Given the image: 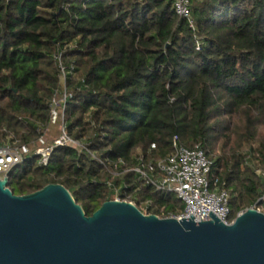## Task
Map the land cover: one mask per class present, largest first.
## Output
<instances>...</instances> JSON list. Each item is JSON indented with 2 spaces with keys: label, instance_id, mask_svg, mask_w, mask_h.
I'll use <instances>...</instances> for the list:
<instances>
[{
  "label": "trees",
  "instance_id": "16d2710c",
  "mask_svg": "<svg viewBox=\"0 0 264 264\" xmlns=\"http://www.w3.org/2000/svg\"><path fill=\"white\" fill-rule=\"evenodd\" d=\"M190 2L195 31L171 0H0V147L30 150L9 173L15 195L60 184L92 216L113 200L112 183L147 215L177 217L181 200L126 172L140 156L166 158L177 137L213 161L231 220L257 202L264 0ZM65 92L67 133L86 149L54 147L40 165Z\"/></svg>",
  "mask_w": 264,
  "mask_h": 264
},
{
  "label": "water",
  "instance_id": "95a60500",
  "mask_svg": "<svg viewBox=\"0 0 264 264\" xmlns=\"http://www.w3.org/2000/svg\"><path fill=\"white\" fill-rule=\"evenodd\" d=\"M6 177L0 264H264V213L255 209L226 225L213 212L206 222L178 220L111 200L87 216L63 185L17 196Z\"/></svg>",
  "mask_w": 264,
  "mask_h": 264
},
{
  "label": "built area",
  "instance_id": "2783aa9c",
  "mask_svg": "<svg viewBox=\"0 0 264 264\" xmlns=\"http://www.w3.org/2000/svg\"><path fill=\"white\" fill-rule=\"evenodd\" d=\"M171 1L177 16L186 20L189 28L195 31L196 25L190 0ZM66 99L67 93L65 92L61 97L58 96L53 100L51 122L55 124L59 119L62 122V132L60 137L54 141L53 146L46 145L44 138L40 139L36 149V155L40 157V165L48 164L54 147L80 151L86 149L83 144L73 140L67 133L65 124ZM29 151L27 147L19 148L11 145L0 147V179L9 177V171L21 164ZM92 156L94 157L93 154ZM212 169L213 161L207 158L199 145L193 149L187 148L181 145L178 138L175 137L173 150L166 158L152 162L140 156L137 158V165L133 169L126 170V172H134L139 182L153 187L157 191L174 194L182 201L184 212L177 217L171 216L169 218L182 220L191 218L193 215L196 222H206L211 220L210 213L213 212L224 224L230 225L234 221L230 218L231 195L226 190H218V178L216 174L212 173ZM255 172L264 181V167L262 169L257 168ZM113 175L118 176L117 173H113ZM108 186L113 194V200L134 204L130 201V197H123L120 190L113 187L112 183H109ZM250 209L264 213V192Z\"/></svg>",
  "mask_w": 264,
  "mask_h": 264
},
{
  "label": "rangeland",
  "instance_id": "374dc122",
  "mask_svg": "<svg viewBox=\"0 0 264 264\" xmlns=\"http://www.w3.org/2000/svg\"><path fill=\"white\" fill-rule=\"evenodd\" d=\"M58 99H59V98H58ZM52 125H53V127H52V128H49V129L47 130L46 137L44 138L45 141L47 140L46 145H48V140H49V141H51V140H52V141L57 140V139L60 137L61 132H62V122L59 121V119L56 121L55 124H52ZM46 138H47V139H46ZM259 169H262V168H259ZM209 178H210V177H209ZM146 209H147V207H144V208H143V212H144V213H145ZM146 213H147V211H146Z\"/></svg>",
  "mask_w": 264,
  "mask_h": 264
}]
</instances>
